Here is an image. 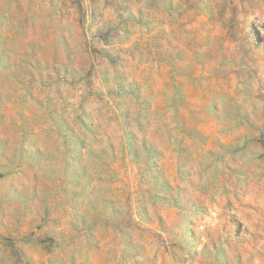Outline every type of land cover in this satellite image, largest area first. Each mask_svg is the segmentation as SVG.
Here are the masks:
<instances>
[{
    "label": "rangeland",
    "instance_id": "obj_1",
    "mask_svg": "<svg viewBox=\"0 0 264 264\" xmlns=\"http://www.w3.org/2000/svg\"><path fill=\"white\" fill-rule=\"evenodd\" d=\"M0 264H264V0H0Z\"/></svg>",
    "mask_w": 264,
    "mask_h": 264
}]
</instances>
